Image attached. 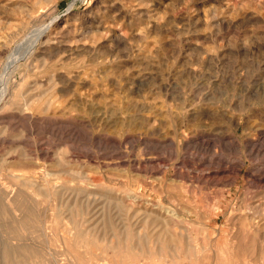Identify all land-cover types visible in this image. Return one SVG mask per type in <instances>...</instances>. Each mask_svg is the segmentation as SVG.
<instances>
[{
    "label": "rangeland",
    "instance_id": "374dc122",
    "mask_svg": "<svg viewBox=\"0 0 264 264\" xmlns=\"http://www.w3.org/2000/svg\"><path fill=\"white\" fill-rule=\"evenodd\" d=\"M45 27L92 50L53 68L71 77L57 105L3 133L24 143L0 159L19 148L68 182L32 201L51 235L43 264H264V0H0V94L19 89ZM78 170L96 189L70 182Z\"/></svg>",
    "mask_w": 264,
    "mask_h": 264
},
{
    "label": "bare ground",
    "instance_id": "6f19581e",
    "mask_svg": "<svg viewBox=\"0 0 264 264\" xmlns=\"http://www.w3.org/2000/svg\"><path fill=\"white\" fill-rule=\"evenodd\" d=\"M42 29L43 30L40 29L41 31L39 32L40 34L37 37V43H36L39 46H41L39 53L37 54L33 53V55L31 56L32 58L31 61L28 63L27 67H25L26 69L19 72L20 80H21L19 89L16 91V90H11L10 87H7L4 90H2V93L0 94V106H2L3 108L10 107L12 111L11 112L12 114L8 118L0 117V132L2 133V136H4L3 135L4 132L17 130L18 127L20 126L24 127L26 125L28 126V124L33 125L35 121V113L41 112L40 107L43 106L44 104L46 105V107H44L43 110L50 109L51 107L57 105L59 103V100L60 101L62 100L57 96V92H58L57 86L59 83H63L65 84V86L67 85L71 86V81H70L71 77H70V73L67 72L66 73L60 72L53 74L54 72L53 68H55L56 65H58L59 63L64 62V59H66V57H69L68 55H70L71 57L75 53L78 52L85 53L89 50H92V48H87L86 46H82L81 48H72L68 46V50L66 49L64 50L63 44L69 42L68 36L71 32L69 29H62L59 33H56L54 36L51 28L45 27V29L44 28ZM113 46L114 45H112V47ZM116 58H119L118 55ZM32 61L34 63H32ZM39 63L45 66V69H42ZM48 68L52 69L51 77L49 78L46 77L44 80H40L39 75L44 71H46ZM43 86H48V87L50 86V88L52 89L51 90L52 93L49 94L47 98L45 99L43 98L42 100L39 99V97L35 98L33 93L38 91ZM5 119L8 120L6 121ZM64 135H66L65 132H63L62 137ZM7 137L8 136H4L1 138L2 140H0V147H4L5 145H7L8 148L14 149V147L17 146L19 147L23 145L22 143H24L23 141L21 143V141L18 142L17 140L15 139L13 140L11 138L7 139ZM31 158L32 156L30 157L26 153L20 154L18 148L8 153L6 156L5 155L2 156V159H0L1 167L8 172L12 180L17 181L18 183V184H14L16 188L13 187V189H5V188L0 189V263L2 264H43L45 262L44 261L42 262V260L45 258L42 255H41L42 258H40V256L38 255L39 252L40 254H42L40 250L38 251V244L42 243L43 241V243L46 244L48 249H50V247L52 246L50 241L51 235L47 231L49 227L46 225V215L42 214V212H38L37 210H35L32 201H35L34 195H39V192L45 189H48L50 196L53 197V200H56L58 198L59 190H63L66 187L65 183L68 182L59 181L60 176L57 173H61V172H52L48 168H45L44 171H42L43 174L41 177L38 176L36 172L30 170L31 168L30 161L32 160ZM58 163L59 166L66 167V164L70 163V161L66 162L64 160H60ZM15 170H17L20 173L14 174ZM62 171H64V173L69 172V170H62ZM71 174L73 178H71L70 182H74V184L78 185L79 187L83 185L84 186L83 190H93L96 189V187L99 185L98 182L99 180L90 177V175L85 171L78 170L75 173L73 171V173ZM40 179H43V181H40ZM27 187L35 189V192L33 193L31 191L28 192ZM80 188H78V190ZM12 193L16 194V196L13 199L11 198ZM89 196L90 194L87 197ZM59 199L63 200L62 198ZM67 199L68 201L72 200V196L68 197ZM78 200H79V196L76 198V201ZM58 203H60L59 200ZM65 223H67V221ZM67 225L66 224L64 225L66 229L67 227H69ZM77 231H78L77 233L80 234L78 237L79 238L83 237L82 230L79 229ZM64 235L62 237H65ZM66 240L63 242L64 245L66 246L67 249H69V251H72L73 244L69 242V240L67 241ZM57 262H59L58 258L53 257L52 263L54 264Z\"/></svg>",
    "mask_w": 264,
    "mask_h": 264
}]
</instances>
